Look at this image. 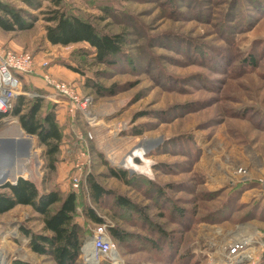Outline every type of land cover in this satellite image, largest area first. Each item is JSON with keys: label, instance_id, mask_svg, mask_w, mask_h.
Masks as SVG:
<instances>
[{"label": "rangeland", "instance_id": "obj_1", "mask_svg": "<svg viewBox=\"0 0 264 264\" xmlns=\"http://www.w3.org/2000/svg\"><path fill=\"white\" fill-rule=\"evenodd\" d=\"M4 3L23 10L25 22L33 26L8 34L0 29V46L60 69L57 77L47 73L88 99L91 116L73 117L64 106L44 100L42 115L54 106L63 134L50 171L46 147L20 132L15 102L6 116L0 114L2 177L11 171L13 165H6L12 160L19 157L26 164L29 157L24 180L41 194L78 195L76 223L89 233L82 249L100 226L85 210L104 221L109 236L113 229L129 234L126 241H112L121 264H233L230 246L246 234L253 236L244 255L252 260L245 264H264V0H62L64 13L92 23L102 34L124 38L123 56L112 68L98 64L87 44L65 48L47 40L48 1ZM39 72L27 76L24 88L49 97L52 88L41 77L46 72ZM89 83L103 87V94ZM5 121L16 123L1 125ZM169 142H183L199 156ZM134 153L139 158L133 160ZM7 157L12 160L5 163ZM110 170L126 172L131 184L112 178ZM139 176L148 186L137 188ZM90 177L112 194L102 204L91 197ZM76 178H81L78 190ZM5 181L0 195L9 193L1 189L12 183ZM149 184L164 191L167 200L156 197ZM115 197L129 199L133 210L114 207ZM142 212L150 223L140 220ZM183 212L186 218L180 220L177 214ZM152 222L161 228L158 237L151 235ZM43 228L30 207L1 214L0 253L6 263L56 264L30 248L31 235L44 234ZM140 238H154L157 248ZM175 245L180 251H173ZM183 255L190 256L183 261ZM77 264L91 263L81 253ZM99 264L114 263L104 259Z\"/></svg>", "mask_w": 264, "mask_h": 264}, {"label": "trees", "instance_id": "obj_2", "mask_svg": "<svg viewBox=\"0 0 264 264\" xmlns=\"http://www.w3.org/2000/svg\"><path fill=\"white\" fill-rule=\"evenodd\" d=\"M50 3V8L47 13L45 21L47 23V40L53 46L70 47L81 44H87L94 52L95 61L102 65H108L110 68L116 67V61L123 56V47L125 45L124 38L120 35L102 34L98 31L95 25L90 22L84 21L81 18L69 16L62 11V0H46ZM31 5V4H30ZM31 7H33L31 5ZM264 10V7H263ZM25 12L17 7L10 6L4 3V0H0V29L5 33L24 32L32 28V24H28L24 20ZM28 16V15H27ZM31 17V16H30ZM31 18H34L33 16ZM117 59V60H116ZM255 58L249 59V66H255ZM26 87V78L22 77ZM94 89L99 95L103 94V87L96 84ZM87 86V87H89ZM35 91V90H33ZM45 101L42 99H35L26 102L25 98H19L17 101V107L15 109V115H17L20 123V127L23 132L30 136L38 138L40 145L46 147V155L49 160L48 169L55 170L56 156L59 154L60 145L62 143L63 134L61 132L59 122L56 117L54 106H51L49 110L42 115L45 108ZM170 143V142H169ZM183 143V142H182ZM179 142L178 144L182 148L183 153L190 156H199V152H189L184 144ZM171 142L170 145H178ZM169 145H165L160 148L161 151L167 150ZM111 177L118 181L131 184L126 176V172L110 170ZM24 179L26 177H23ZM19 179L16 185L6 184L1 189L8 191V194L0 195V215L10 210H13L16 206L30 207L34 212L41 216L42 223L44 225L42 235H31L30 248L33 253L38 256L50 257L56 264H77L81 257L82 248L86 239L89 237V233L84 231L80 225L76 223V217L78 216V203L79 197L75 192H70L66 195L55 190L49 191L46 194H41L34 183ZM27 179V178H26ZM126 180L128 182H126ZM138 187L148 186L147 181L143 180L140 176L135 178ZM91 197L96 204H102L103 200L107 196H111L110 192H107L101 184L96 182L92 177L88 180ZM155 190L156 197L167 200V194L161 189L154 187V184H149ZM237 191L241 190L236 189ZM114 207L122 208L126 211L133 210L132 203L125 197L113 198ZM160 201V200H159ZM170 203H172L169 200ZM227 208L224 209L227 211ZM139 213V209L135 210ZM222 211V212H223ZM86 217L95 225L104 224L92 210H85ZM187 212L183 214L178 213L177 217L181 220H185ZM217 214H220L219 212ZM215 214L214 216H217ZM264 214L262 212L260 215ZM140 220L144 218L150 223L146 213H140ZM163 215V214H162ZM162 217V216H161ZM142 222V221H141ZM153 225L152 237L161 233V228L155 223ZM164 232V231H163ZM25 235H30L27 231H23ZM111 240L126 241L129 239V234L119 229L111 230ZM164 239L169 240L165 234ZM140 242H145L153 248H157L158 243L154 238L151 240H144L140 238ZM141 246V245H139ZM159 248V247H158ZM173 251H180V247L171 246ZM164 248H159V252H163ZM188 256H181L185 261ZM175 257V256H174ZM182 264V261L180 262Z\"/></svg>", "mask_w": 264, "mask_h": 264}, {"label": "built area", "instance_id": "obj_3", "mask_svg": "<svg viewBox=\"0 0 264 264\" xmlns=\"http://www.w3.org/2000/svg\"><path fill=\"white\" fill-rule=\"evenodd\" d=\"M49 67L50 64L48 62H45L42 65H37L36 59L33 56L27 54L17 55L0 46V88L2 89L1 96L3 95L5 99L3 103L0 101V114L6 116V114L12 110L13 105L19 98H25L27 103L35 99L51 100L55 104L67 108L73 117L79 115L88 119V116H91V114L86 112L87 107L89 106V100L80 99L77 90L73 86L54 80L51 75L47 73ZM40 70L46 72L41 77L46 85L52 88L53 93L49 97L39 91H27L24 88L21 78L38 75ZM7 91L8 93L5 96L4 93ZM15 123L16 122L5 121L1 125H11ZM261 184L264 185V182ZM80 185L81 178L74 179L73 188L78 190ZM90 240L92 242L91 255L95 256L98 264L104 259H110L112 261L113 253H116V245L112 242L108 234V227L106 224L100 225L89 241ZM247 244H244L239 240L230 246L229 257L232 258L233 264H245L246 262H249V260H252L250 255L248 257L243 256L246 254L245 248L247 247ZM82 253L86 258V261L93 264L90 255L85 249H82Z\"/></svg>", "mask_w": 264, "mask_h": 264}, {"label": "bare ground", "instance_id": "obj_4", "mask_svg": "<svg viewBox=\"0 0 264 264\" xmlns=\"http://www.w3.org/2000/svg\"><path fill=\"white\" fill-rule=\"evenodd\" d=\"M1 91H2V89L0 88V101L3 103L4 101H5V99H4V97H3V95L1 96ZM15 130V129H14ZM14 132V131H13ZM20 134H18V136H17V138H16V143H17V147L19 148V146L21 145V143H20V136H19ZM22 136V135H21ZM143 154H146V153H143ZM140 155V154H139ZM26 156V155H25ZM21 157H24V156H21ZM18 159L16 160V162L15 161H13L11 158H5V163H7L9 160H12L11 161V163H9V164H5L4 163V166L6 165V167H8V166H12L13 165V167H11L10 169H11V171H13L14 173H16V176L17 177H29V171H28V169H29V166H28V163H29V157L27 158V157H25L27 160H26V164H25V161H24V163L22 164V166L21 165H19V163L21 162L20 160H21V158H19V157H17ZM135 159V158H139V156H138V154L137 153H134V155H132V159ZM133 159V160H134ZM19 160V161H18ZM3 166V165H2ZM26 166V167H25ZM135 166H137L138 167V165H135ZM6 167H3V168H6ZM129 167V166H128ZM2 167H1V165H0V183L1 182H6L5 180H9L10 182H15L14 181V178L13 177H2V175H1V173L4 171L3 169H1ZM131 168V167H130ZM133 166H132V170H133ZM136 168V167H135ZM3 170V171H2ZM31 176V175H30ZM2 183V184H3ZM3 232L2 231H0V234H2ZM252 236L253 235H249V234H246V235H243L240 239V241H242L244 244H247V243H249L250 241H251V239H252ZM244 239V240H243ZM239 241V240H238ZM86 251L88 252V254L90 255V258L92 259V261H93V264H98V262L96 261V259H95V256L94 255H91L92 254V242H91V240L89 241V243H88V245L86 246ZM244 256V255H243ZM121 260L119 259V257H118V255H117V253H113V256H112V262L114 263V264H121V262H120ZM120 262V263H119ZM0 264H7L6 263V257L5 256H3L1 253H0Z\"/></svg>", "mask_w": 264, "mask_h": 264}, {"label": "crops", "instance_id": "obj_5", "mask_svg": "<svg viewBox=\"0 0 264 264\" xmlns=\"http://www.w3.org/2000/svg\"><path fill=\"white\" fill-rule=\"evenodd\" d=\"M3 40H5V39H3ZM13 49H15V46H14V44L12 43V42H10V44H9ZM59 69V68H58ZM60 70V69H59ZM59 70H56V69H54V68H50L49 69V73H51L53 76H55V77H57L58 75L57 74H61V72H59ZM66 76V75H65ZM69 77V76H68ZM26 81L28 82V77H26ZM35 81H37V80H35ZM44 85V84H43ZM34 86H35V84H34ZM45 87V86H44ZM39 89V88H38ZM43 89V88H42ZM46 89V88H45ZM41 90V89H40ZM59 110H61V112H63V111H65L64 109L62 110L61 108H59ZM60 112V111H59ZM20 129V128H19ZM257 195V194H256ZM257 197V196H256ZM255 196H253V199L254 198H256ZM251 200V199H250ZM247 201H249L248 199H247Z\"/></svg>", "mask_w": 264, "mask_h": 264}, {"label": "water", "instance_id": "obj_6", "mask_svg": "<svg viewBox=\"0 0 264 264\" xmlns=\"http://www.w3.org/2000/svg\"><path fill=\"white\" fill-rule=\"evenodd\" d=\"M20 132H21L22 134H25V133L21 130V128H20ZM21 166H22V162H21ZM8 176H11V177L14 178V181H15V182L10 183V184H12V185H16L17 182H18V180L21 179V178H23V177H20V178L17 177V176H16V173H14L13 171H10V172L8 173L7 177H8ZM23 179H24V178H23ZM4 185H6V184H3V185H1V186L3 187Z\"/></svg>", "mask_w": 264, "mask_h": 264}]
</instances>
